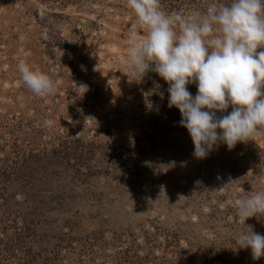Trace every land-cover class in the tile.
<instances>
[{
    "label": "rangeland",
    "instance_id": "rangeland-1",
    "mask_svg": "<svg viewBox=\"0 0 264 264\" xmlns=\"http://www.w3.org/2000/svg\"><path fill=\"white\" fill-rule=\"evenodd\" d=\"M144 37L126 0H0V264H264L236 243L264 220L235 207L264 190V132L196 158L169 85L124 72ZM21 60L50 94L23 84Z\"/></svg>",
    "mask_w": 264,
    "mask_h": 264
},
{
    "label": "clouds",
    "instance_id": "clouds-1",
    "mask_svg": "<svg viewBox=\"0 0 264 264\" xmlns=\"http://www.w3.org/2000/svg\"><path fill=\"white\" fill-rule=\"evenodd\" d=\"M126 6L145 37L129 47L124 72L141 79L154 71L169 85L168 107L179 110L196 158L219 143L231 150L264 132V0L211 4L198 18L166 13L161 0H126ZM17 69L34 94L53 91L50 76L25 60ZM189 84L196 85L195 96ZM235 207L244 225L252 217L264 220V190L238 198ZM246 226L236 243L258 260L264 257V235Z\"/></svg>",
    "mask_w": 264,
    "mask_h": 264
}]
</instances>
